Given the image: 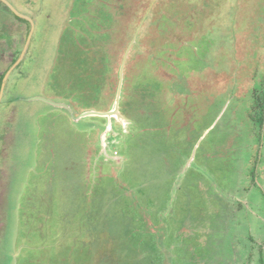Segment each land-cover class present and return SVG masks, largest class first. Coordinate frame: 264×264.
I'll return each instance as SVG.
<instances>
[{
    "label": "rangeland",
    "instance_id": "obj_1",
    "mask_svg": "<svg viewBox=\"0 0 264 264\" xmlns=\"http://www.w3.org/2000/svg\"><path fill=\"white\" fill-rule=\"evenodd\" d=\"M5 1L0 264H264V0Z\"/></svg>",
    "mask_w": 264,
    "mask_h": 264
},
{
    "label": "flooded vegetation",
    "instance_id": "obj_2",
    "mask_svg": "<svg viewBox=\"0 0 264 264\" xmlns=\"http://www.w3.org/2000/svg\"><path fill=\"white\" fill-rule=\"evenodd\" d=\"M4 4L5 3H2L0 5V9L5 8ZM2 33L3 32L0 31V40H2L1 39ZM5 33L8 34L9 36H11L8 32H5ZM10 38H11V40H16L14 37H10ZM4 45L6 47H3V50H0V96L2 93V100H3V98H6V96H5L6 86L8 84H10L11 79H13V76L16 75L17 72H14V70H12L11 73L7 77H6V74H7L8 70L11 68L14 61H16L19 58V53H20L19 48H15V46H14V48L12 47V50H13V52H12V51H10L11 47L9 45L7 46V43L2 44V46H4ZM5 79H6V81H5ZM9 88H10V85L8 86L7 94L8 95H15V92L12 90H9ZM2 89H3V91H2Z\"/></svg>",
    "mask_w": 264,
    "mask_h": 264
},
{
    "label": "water",
    "instance_id": "obj_3",
    "mask_svg": "<svg viewBox=\"0 0 264 264\" xmlns=\"http://www.w3.org/2000/svg\"><path fill=\"white\" fill-rule=\"evenodd\" d=\"M2 1H4L6 4H7V2L5 1V0H2ZM119 99H120V91H118V96L116 97V103L114 104L115 105V108H117L118 107V105H116L117 103H118V101H119ZM30 100H41V101H44V102H46V103H49V104H52L53 106H60V104L59 103H57L56 101H53L52 99H49V98H46V97H42V96H35V97H31L30 98ZM87 113H83V114H81V117H87V116H92V115H99V114H102V113H99V112H97V111H93V112H91V111H86ZM114 112H117V111H114ZM105 115H108V114H110V113H108V112H106V113H104ZM78 118H80V116L79 117H77V119Z\"/></svg>",
    "mask_w": 264,
    "mask_h": 264
},
{
    "label": "clouds",
    "instance_id": "obj_4",
    "mask_svg": "<svg viewBox=\"0 0 264 264\" xmlns=\"http://www.w3.org/2000/svg\"><path fill=\"white\" fill-rule=\"evenodd\" d=\"M5 5V4H4ZM5 81H6V79H5ZM10 84H8L7 86H6V90H5V94L7 95V89H8V86H9ZM9 90H11L10 88H9ZM2 91H3V89H2ZM1 91V92H2ZM12 91H14L15 92V94L18 92V90H16V89H13ZM5 95V96H6ZM11 96V95H10ZM28 99H30V98H28ZM3 101H5V102H9V100L6 98H3V100H2V93H1V96H0V102H1V104H0V106L2 105V102Z\"/></svg>",
    "mask_w": 264,
    "mask_h": 264
},
{
    "label": "bare ground",
    "instance_id": "obj_5",
    "mask_svg": "<svg viewBox=\"0 0 264 264\" xmlns=\"http://www.w3.org/2000/svg\"><path fill=\"white\" fill-rule=\"evenodd\" d=\"M117 112H118V111H117ZM117 112H114V113H113V116H114V115H118ZM119 115H120V114H119ZM115 117H116V116H115ZM122 118H123V117H122Z\"/></svg>",
    "mask_w": 264,
    "mask_h": 264
},
{
    "label": "crops",
    "instance_id": "obj_6",
    "mask_svg": "<svg viewBox=\"0 0 264 264\" xmlns=\"http://www.w3.org/2000/svg\"><path fill=\"white\" fill-rule=\"evenodd\" d=\"M46 98H47V97H46ZM49 99H53V101L55 100L54 98H51V97H50ZM51 106H53V105L51 104ZM55 107H56V106H55ZM76 118H77V117H76Z\"/></svg>",
    "mask_w": 264,
    "mask_h": 264
},
{
    "label": "trees",
    "instance_id": "obj_7",
    "mask_svg": "<svg viewBox=\"0 0 264 264\" xmlns=\"http://www.w3.org/2000/svg\"><path fill=\"white\" fill-rule=\"evenodd\" d=\"M105 78V76H103V79ZM10 84H11V82H10ZM85 108V107H84Z\"/></svg>",
    "mask_w": 264,
    "mask_h": 264
}]
</instances>
